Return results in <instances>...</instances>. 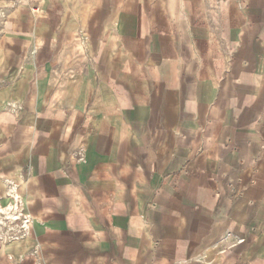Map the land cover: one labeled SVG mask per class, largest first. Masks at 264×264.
<instances>
[{"label": "crops", "instance_id": "obj_1", "mask_svg": "<svg viewBox=\"0 0 264 264\" xmlns=\"http://www.w3.org/2000/svg\"><path fill=\"white\" fill-rule=\"evenodd\" d=\"M0 264H264V0H0Z\"/></svg>", "mask_w": 264, "mask_h": 264}, {"label": "built area", "instance_id": "obj_2", "mask_svg": "<svg viewBox=\"0 0 264 264\" xmlns=\"http://www.w3.org/2000/svg\"><path fill=\"white\" fill-rule=\"evenodd\" d=\"M30 223L18 198L12 196L11 203L5 207L0 204V244L23 238L29 232Z\"/></svg>", "mask_w": 264, "mask_h": 264}, {"label": "rangeland", "instance_id": "obj_3", "mask_svg": "<svg viewBox=\"0 0 264 264\" xmlns=\"http://www.w3.org/2000/svg\"><path fill=\"white\" fill-rule=\"evenodd\" d=\"M8 205V204H7ZM2 207H5L6 205H1ZM4 244H6V243H2V244H0V246H2V245H4Z\"/></svg>", "mask_w": 264, "mask_h": 264}]
</instances>
